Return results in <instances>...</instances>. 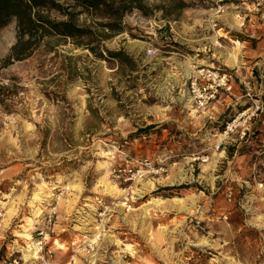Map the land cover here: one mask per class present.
<instances>
[{"label": "rangeland", "instance_id": "obj_1", "mask_svg": "<svg viewBox=\"0 0 264 264\" xmlns=\"http://www.w3.org/2000/svg\"><path fill=\"white\" fill-rule=\"evenodd\" d=\"M143 1L150 14H126L104 58L59 42L1 67L15 24L0 26V264H264V0L168 15ZM201 68H224L230 89L199 106ZM67 181L38 235L34 193Z\"/></svg>", "mask_w": 264, "mask_h": 264}, {"label": "trees", "instance_id": "obj_2", "mask_svg": "<svg viewBox=\"0 0 264 264\" xmlns=\"http://www.w3.org/2000/svg\"><path fill=\"white\" fill-rule=\"evenodd\" d=\"M186 6L183 0H166L154 8L168 15ZM135 9L143 15L150 14L143 0H0V26L15 24V42L1 60V67L59 42L104 58L102 42L122 33L124 16ZM78 16L85 20L77 23ZM104 51L111 58L130 64L123 51Z\"/></svg>", "mask_w": 264, "mask_h": 264}, {"label": "built area", "instance_id": "obj_3", "mask_svg": "<svg viewBox=\"0 0 264 264\" xmlns=\"http://www.w3.org/2000/svg\"><path fill=\"white\" fill-rule=\"evenodd\" d=\"M230 74L224 69L219 68H201L197 69L192 77H189L188 89L193 93L192 101H196L197 105L202 106L209 99L215 98L216 94L221 90L228 91ZM52 220V214H49L47 221ZM40 244V242H37ZM41 248L38 246V249ZM43 264H49L44 262Z\"/></svg>", "mask_w": 264, "mask_h": 264}, {"label": "crops", "instance_id": "obj_4", "mask_svg": "<svg viewBox=\"0 0 264 264\" xmlns=\"http://www.w3.org/2000/svg\"><path fill=\"white\" fill-rule=\"evenodd\" d=\"M43 182H44L43 184L47 183V184H50V185H51V183H56L52 179L48 180V181L43 180ZM69 183H70L69 181L64 182L62 184V186L59 187L61 189L53 188V187H55L57 185L52 186L50 188V193L46 194V196H43L44 198H42L41 202H39L40 203L39 206L41 207V209H40V211H38L39 214H38V212H36V214L38 215V221L41 224H39V226L36 228V230H34V231L37 232L38 235H43V237H44L46 234H48L50 231L53 230L52 227H51L52 224L50 226H49V224H50V222H52V220H55V223H56L57 219L59 218V215L61 216V214H60L61 210L60 209H64L67 206V200L64 199V198H61V195H63V193H66V190L70 186ZM127 190H128V188H127ZM52 196L54 198H50ZM88 205L89 204L87 202H83L82 201L79 204V206H77V208H79V210L78 209L75 210L77 212L75 214H78V216L75 215V217L77 219L80 218V220H81L80 227H81V225L83 226V224H82L83 216L82 215H83V213H86V210L84 209V207H86ZM58 212H59V214H58ZM49 214H52V220L50 222L47 221V217H48ZM8 217L10 218V216H8ZM32 234H33V232H32ZM43 239L45 240V238H43ZM44 240H42V241H44ZM123 250H126V247L123 248Z\"/></svg>", "mask_w": 264, "mask_h": 264}, {"label": "bare ground", "instance_id": "obj_5", "mask_svg": "<svg viewBox=\"0 0 264 264\" xmlns=\"http://www.w3.org/2000/svg\"><path fill=\"white\" fill-rule=\"evenodd\" d=\"M240 24L241 23L238 21L237 22V26H240ZM236 44H237V47H235L233 51H230V52L227 53V59L231 62L232 65H237V63H238L237 51L239 49L240 43L238 41H236ZM108 186L112 187L111 188L112 190H114V191L116 190V188L113 185L108 184ZM39 190H42V189L40 188ZM120 191H123V190L117 189L116 192H120ZM42 192L43 191L35 192L34 193V199L42 200V198L40 196L42 194ZM120 204H124V203H120ZM10 212H12V210L9 211V215H10ZM36 212L37 211H35V213ZM96 228L99 229V227H96ZM24 237L28 241L27 246L23 249V251L26 252L25 253L26 259H33V260L34 259H38L39 258V256H38V246H36V243L34 241H31L32 238H31L29 233H25ZM154 237H156V235ZM93 240H95V237L93 238ZM93 242H95V241H93Z\"/></svg>", "mask_w": 264, "mask_h": 264}]
</instances>
